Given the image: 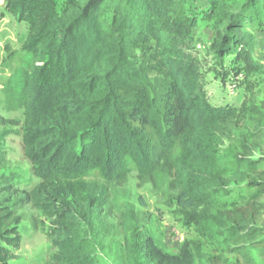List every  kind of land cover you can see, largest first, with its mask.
Wrapping results in <instances>:
<instances>
[{
  "label": "trees",
  "instance_id": "16d2710c",
  "mask_svg": "<svg viewBox=\"0 0 264 264\" xmlns=\"http://www.w3.org/2000/svg\"><path fill=\"white\" fill-rule=\"evenodd\" d=\"M190 1L66 0L58 9L56 0H10V9L29 24L35 59L24 77V155L40 180L26 200L51 220L42 224L56 249L53 261L94 264L80 235L89 201L105 205L106 191L85 178L97 168L106 181L122 184L127 157L141 184H155L157 172L166 171L179 207L193 212L191 221L208 216L230 251L250 255L264 244L263 204L257 201L264 194V156L254 157L243 140L227 175L208 166L207 146L237 113L207 100L199 57L190 49L197 24ZM263 15L264 0H210L204 15L212 24L210 51L218 60L234 56L247 72L264 75L249 29ZM141 41L137 65L132 55ZM164 98L161 105L172 119L161 111ZM140 116L179 145L176 158L165 143L157 155L148 148L131 124ZM258 122L264 126V115ZM216 197L224 200L221 208L198 214Z\"/></svg>",
  "mask_w": 264,
  "mask_h": 264
},
{
  "label": "rangeland",
  "instance_id": "374dc122",
  "mask_svg": "<svg viewBox=\"0 0 264 264\" xmlns=\"http://www.w3.org/2000/svg\"><path fill=\"white\" fill-rule=\"evenodd\" d=\"M9 2L0 0V264H60L52 259L56 249L48 228L42 224L49 226L51 220L26 200L40 180L24 155V77L35 59L28 48L29 24L18 18ZM56 2L58 9H63L66 0ZM189 6V13L197 16L196 41L190 49L199 57L207 100L214 107H230L237 113L215 133L206 148L209 168L227 175L235 167L232 155L243 151V140L249 143L254 157L264 156V126L258 122L264 115V75L247 72L234 56L218 60L210 51L212 24L204 16L210 9V0H191ZM249 29L256 35V59L264 67V15L259 26ZM144 44L137 43L133 52L137 65L143 60ZM37 64L42 65L43 61ZM165 101L164 98L159 102L161 111H165L161 105ZM165 113L172 119V114L167 110ZM139 119L131 124L139 135H145L146 145L155 155L161 151V142L171 146L169 156L179 155V145L171 144L173 139L159 132L156 123H145L141 116ZM126 165L129 174L122 184L106 181L97 168L85 178L103 185L106 191L105 205L89 201V215L80 235L94 264H264V244L252 248L250 255L232 252L208 216L191 221L193 212L177 204L166 171L157 172L155 184H141L130 157L126 158ZM260 170L264 171V162L260 163ZM97 195L93 192L91 197ZM223 201L217 197L208 200L199 207L198 214L217 211ZM257 201L263 204L264 213V194ZM261 223L264 225V215Z\"/></svg>",
  "mask_w": 264,
  "mask_h": 264
}]
</instances>
